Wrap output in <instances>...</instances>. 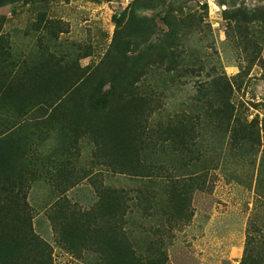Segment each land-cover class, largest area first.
Segmentation results:
<instances>
[{"label":"rangeland","instance_id":"obj_1","mask_svg":"<svg viewBox=\"0 0 264 264\" xmlns=\"http://www.w3.org/2000/svg\"><path fill=\"white\" fill-rule=\"evenodd\" d=\"M173 20L182 28L177 60L193 62L194 71L159 95L152 127L177 113L194 120L190 103L198 81L212 79L214 66L234 84L239 120L263 119L264 0H0V144L15 156V166L5 162L0 171L1 246L9 241L31 253L32 226L46 264H109L99 243L69 248L59 235L62 224L78 235L73 229L96 208L103 190L117 189L128 192L134 211L89 226L126 233L145 264H242L249 239L262 251L263 146L231 156L227 142L208 150L206 163L186 169L160 143L154 162L163 167L120 172L114 160L126 159L125 152H107L110 142L88 129L86 119L124 110L132 94L142 97L158 78L172 76L145 62L149 52L163 51L151 45L165 39ZM71 86L75 90L66 91ZM98 98L108 100V108L94 107ZM200 170L204 183L186 180ZM176 178L192 191L183 217L171 221L164 205ZM153 197L152 213L139 214L138 200Z\"/></svg>","mask_w":264,"mask_h":264},{"label":"trees","instance_id":"obj_2","mask_svg":"<svg viewBox=\"0 0 264 264\" xmlns=\"http://www.w3.org/2000/svg\"><path fill=\"white\" fill-rule=\"evenodd\" d=\"M5 1L12 2V0ZM171 22L169 31L164 35L165 39L158 45H151L153 48L162 46L163 51L156 49L154 53L149 52L147 55L148 62H145V65L148 67L150 63L157 64V67L161 69L166 68L165 72L169 71L172 76L166 74L164 77H160L161 79L158 78V81L155 79L159 83L154 84L153 88L142 97L132 94L130 103L125 106L124 110H108L104 117L95 120L86 119L88 129L95 138L102 137L103 143L110 142V145H105V149L110 146L109 149H106L107 152L120 149L125 152L126 159L118 155L114 160L117 165L116 168L120 172L129 170L135 173H144L145 171L150 173L163 167L154 162L155 158L158 157L155 152L158 151L160 143L163 145L162 149L170 148V153L176 156L178 165L186 169H192L195 165L206 163L209 161L208 150L223 149L227 142L229 145L227 150L231 156L239 153L244 157L249 153L259 152L260 147H264V118L260 120L255 117L252 120L242 122L239 120V108L233 102L234 84L225 75L217 74L215 66L208 73L212 79L203 78L198 81L199 92L193 96V101L190 103V107L193 106L195 109L194 120L192 116L187 120L186 114L178 115L177 113L175 116H169L166 121L158 122L155 128L152 127L150 120L158 106L159 95H164V91H167L170 85L175 84L176 81L180 84L186 83L187 81H183L182 78L192 75L194 71L193 62H186L185 58L177 60L181 57L178 36L179 29L182 28L177 20ZM189 25L190 23L187 27ZM125 39L128 41V38ZM117 48L121 50L119 46ZM160 53L163 55L157 56ZM116 54H120V52L117 50ZM176 70L177 72L178 70H186V73L183 75L174 74ZM212 71L214 74H211ZM31 80L35 81L36 78ZM134 80L132 78L128 83L130 89H132ZM73 86L67 88L66 91L75 90ZM156 87H161L160 93H155ZM108 102V100L98 98L93 100L92 104L94 103V107L108 108ZM255 146L257 147L255 148ZM2 147L0 144V171L2 167L4 169L5 162H11V167L15 166L14 154L8 148L4 150ZM140 150L145 152V158H142L144 153L141 154ZM102 162L110 164L111 161ZM122 167H126L128 170ZM4 175L0 172V178ZM202 176L203 170L195 171L190 173L186 180L197 181V185L204 183ZM17 178L16 175L15 180L11 179V181L16 184ZM176 181L177 178L173 181V193L168 196L164 205L165 214L171 221H178L183 217L185 206L189 205L192 191L190 185L182 189ZM154 199L155 197L153 200L147 198L145 201H140L139 199L135 204L138 207V213L151 214V210L156 205ZM130 201L132 198L128 192L117 189L106 191L104 189L96 208L87 212L88 216L85 222L80 224V227L73 229L78 235H72L71 228L61 225L60 242H65L69 248L77 249L80 246L87 247L99 243L107 251L109 264H145L143 258L138 256L132 247H129L126 233H124L125 236L119 234V229L111 226L100 229L98 226L93 228L89 226V223L97 218L108 221L114 217H125L127 213H132L134 205ZM55 230H58L56 226ZM261 237L263 241L260 249L262 251L258 252L249 239L242 264H264V233L261 234ZM3 245H0V264H46V259L41 254L44 243L34 234L32 226L31 253L25 252L23 246L15 250L9 241ZM149 263L156 264L153 261Z\"/></svg>","mask_w":264,"mask_h":264}]
</instances>
